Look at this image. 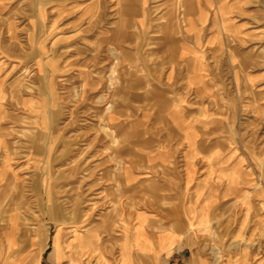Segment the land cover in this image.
I'll list each match as a JSON object with an SVG mask.
<instances>
[{
	"label": "rangeland",
	"instance_id": "374dc122",
	"mask_svg": "<svg viewBox=\"0 0 264 264\" xmlns=\"http://www.w3.org/2000/svg\"><path fill=\"white\" fill-rule=\"evenodd\" d=\"M176 2L0 0V225L23 253L54 234L56 256L59 229L109 245L139 209L172 228L209 195L205 254L264 264V0Z\"/></svg>",
	"mask_w": 264,
	"mask_h": 264
},
{
	"label": "crops",
	"instance_id": "0c3cea01",
	"mask_svg": "<svg viewBox=\"0 0 264 264\" xmlns=\"http://www.w3.org/2000/svg\"><path fill=\"white\" fill-rule=\"evenodd\" d=\"M204 155L207 170L199 183L202 185L210 183L213 187V184L218 183L222 178L220 177V165L210 152ZM1 180L0 174V186H4ZM158 198L161 200L162 195ZM214 207V202L211 201L209 195L206 197L197 195L180 208V213L172 228H162L161 211L155 214L139 209L131 220H125V223H122V235L118 234V226L114 225L115 227L111 229L110 244L106 246L99 243V232L95 227L79 229V233L75 235L72 233L73 229L68 234L64 229H59L58 239L61 249L56 256L52 257L50 252L54 234L48 245L47 230H45L47 236L43 249H39V241L33 237L30 244L32 248L27 249L25 253L21 247H17V238L20 237L22 230L16 226L15 214V224L13 227L11 225L9 230L2 229L0 225V264H32L36 257H39V264H42L40 254L46 248L48 252L44 261L47 264H59L60 262L66 264L67 262L72 264H216L208 250L205 254L201 244L202 236L208 234L210 221L215 217ZM89 240L90 243H88ZM13 243V249L7 252V247ZM33 250L34 253H31ZM29 254L34 255L27 263L25 258ZM223 264L262 263L256 258H250L226 261Z\"/></svg>",
	"mask_w": 264,
	"mask_h": 264
},
{
	"label": "bare ground",
	"instance_id": "6f19581e",
	"mask_svg": "<svg viewBox=\"0 0 264 264\" xmlns=\"http://www.w3.org/2000/svg\"><path fill=\"white\" fill-rule=\"evenodd\" d=\"M177 2L176 3H180V1L181 0H176ZM143 10V13L145 14L146 13V15H147V12L144 10V9H142ZM143 14V15H144ZM176 20V19H175ZM175 20H172V22H171V25H170V27H172L173 28V30H175L176 31V21ZM126 25V24H125ZM123 33H125V34H128L126 31H124ZM160 47H161V43H160ZM66 264V263H65ZM68 264V263H67Z\"/></svg>",
	"mask_w": 264,
	"mask_h": 264
}]
</instances>
